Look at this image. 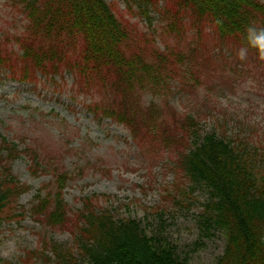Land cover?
<instances>
[{"label":"rangeland","instance_id":"1","mask_svg":"<svg viewBox=\"0 0 264 264\" xmlns=\"http://www.w3.org/2000/svg\"><path fill=\"white\" fill-rule=\"evenodd\" d=\"M15 1L0 0V49L26 24ZM105 1L126 27L148 33L140 58L161 71L155 72L162 87L155 91L145 84L144 91L133 94L142 110L153 103L160 119L169 123L192 116L202 135L246 139L264 152V61L252 54L241 64L236 55L215 54L211 26L196 19L190 23L187 10H178L176 31L168 33L171 23L164 11L176 12L166 8L168 1L147 8L150 24L141 8L127 9L126 0ZM9 48L19 53L17 44ZM249 66L252 71L245 68ZM83 88L66 71L51 79L36 74L21 83L0 70V137L21 151L6 165L28 188L12 208L17 213L23 207V218L0 225V264H58L52 241L71 250L76 264L85 263L71 230L36 223L37 215L29 212L36 191L45 195L55 186L56 167L70 174L63 192L69 213L83 207L82 198L96 195L88 204L94 210L135 218L189 264H213L223 253L225 236L207 224L208 189L175 172L171 149L137 146L125 125L101 115L113 96L109 82ZM140 115L147 116L145 111ZM0 153L4 155L1 147ZM34 158L47 164L48 172L33 166Z\"/></svg>","mask_w":264,"mask_h":264},{"label":"trees","instance_id":"2","mask_svg":"<svg viewBox=\"0 0 264 264\" xmlns=\"http://www.w3.org/2000/svg\"><path fill=\"white\" fill-rule=\"evenodd\" d=\"M130 1L150 6L158 0ZM15 2L26 24L11 44L5 40L0 69H7L11 78L19 81L35 79L38 72L49 76L65 70L82 90L109 82L113 96L100 110L101 115L125 125L140 146L171 149L177 156L175 171H183L185 177L208 189L204 206L207 224L222 231L226 240L223 254L214 264H264V153L250 152L246 144H235L214 133L201 136L189 118L178 123L161 120L153 103L142 110L133 94L144 91L145 84L157 91L161 83L156 72L161 71L157 66L155 72L154 65L151 68L147 59L140 58V46L148 43V36L125 27L104 0ZM172 7L175 13L164 11L171 23L169 29L176 26L178 10L188 9L191 22L196 19L214 26L221 43L246 34V27L264 13L252 0H168L166 8ZM14 44L21 54L9 48ZM142 111L148 117L140 115ZM1 146L5 155L0 153V225L3 220L23 218V207L18 214L12 208L28 190L6 165L18 157L16 146L4 140ZM61 196L60 190L44 197L36 194L31 215L63 224ZM76 221L75 247L87 258L86 264H188L175 249L149 237L135 219L116 220L105 211L86 209L76 215ZM53 251L58 264H74L73 256L63 247L54 245Z\"/></svg>","mask_w":264,"mask_h":264},{"label":"clouds","instance_id":"3","mask_svg":"<svg viewBox=\"0 0 264 264\" xmlns=\"http://www.w3.org/2000/svg\"><path fill=\"white\" fill-rule=\"evenodd\" d=\"M221 23V21H217ZM246 46L237 50V59H247L249 50H254L258 60L264 61V27H256L255 22L250 23L245 29Z\"/></svg>","mask_w":264,"mask_h":264}]
</instances>
